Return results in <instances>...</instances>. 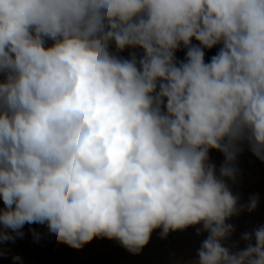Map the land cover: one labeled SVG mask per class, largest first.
Listing matches in <instances>:
<instances>
[{
  "label": "clouds",
  "instance_id": "obj_1",
  "mask_svg": "<svg viewBox=\"0 0 264 264\" xmlns=\"http://www.w3.org/2000/svg\"><path fill=\"white\" fill-rule=\"evenodd\" d=\"M0 73V228L138 254L202 225L188 264H264V226L224 243L258 203L227 181L245 144L264 161V0H0Z\"/></svg>",
  "mask_w": 264,
  "mask_h": 264
},
{
  "label": "crops",
  "instance_id": "obj_2",
  "mask_svg": "<svg viewBox=\"0 0 264 264\" xmlns=\"http://www.w3.org/2000/svg\"><path fill=\"white\" fill-rule=\"evenodd\" d=\"M192 43L198 45L199 42L193 39ZM47 44L50 46L52 41H47ZM219 47L204 49L206 63L217 54ZM111 51L116 52L114 45L111 46ZM133 52L137 57L143 55L140 48H127L116 54L128 59ZM182 52H187L183 46L175 53L178 61L185 59ZM3 80L4 74L0 73V81ZM209 162L216 166L219 175V168L224 163L223 154L214 149L210 150ZM235 167L238 169L236 180H228L227 183L233 194L239 197V204L246 205L253 195L258 196V203L254 210L245 209L226 221L235 228L233 234L224 242L232 251L242 250L247 246V242L241 240L243 233H251L257 227L264 226V161L255 157L245 144L243 151L237 156ZM3 207V201L0 200V208ZM198 228H202V225L169 232L166 237H162V230L157 229L138 254L129 252L116 240L101 237L81 248H73L57 242L55 234L41 224H26L21 230L22 236L0 228L14 237L12 240L0 242V264H188L197 259L198 249L208 235L203 231L198 235ZM17 256L20 257L19 260L14 259Z\"/></svg>",
  "mask_w": 264,
  "mask_h": 264
},
{
  "label": "trees",
  "instance_id": "obj_3",
  "mask_svg": "<svg viewBox=\"0 0 264 264\" xmlns=\"http://www.w3.org/2000/svg\"><path fill=\"white\" fill-rule=\"evenodd\" d=\"M182 54L186 57V54L184 52H182ZM42 226V225H41ZM13 242V241H12Z\"/></svg>",
  "mask_w": 264,
  "mask_h": 264
},
{
  "label": "water",
  "instance_id": "obj_4",
  "mask_svg": "<svg viewBox=\"0 0 264 264\" xmlns=\"http://www.w3.org/2000/svg\"><path fill=\"white\" fill-rule=\"evenodd\" d=\"M154 232V231H153Z\"/></svg>",
  "mask_w": 264,
  "mask_h": 264
}]
</instances>
